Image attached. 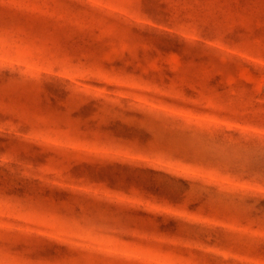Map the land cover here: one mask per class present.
Masks as SVG:
<instances>
[{
  "label": "rangeland",
  "instance_id": "1",
  "mask_svg": "<svg viewBox=\"0 0 264 264\" xmlns=\"http://www.w3.org/2000/svg\"><path fill=\"white\" fill-rule=\"evenodd\" d=\"M0 137V264H264V0H0Z\"/></svg>",
  "mask_w": 264,
  "mask_h": 264
},
{
  "label": "trees",
  "instance_id": "2",
  "mask_svg": "<svg viewBox=\"0 0 264 264\" xmlns=\"http://www.w3.org/2000/svg\"><path fill=\"white\" fill-rule=\"evenodd\" d=\"M157 7V6H156ZM152 19L157 22L158 24L162 23V20H159L158 17L159 14L156 13H152V12H148ZM165 15H163V19H164ZM175 38L179 41L180 38L178 35L175 36ZM173 51H178V50H173ZM221 121L223 122H230L233 121L232 117H226L225 115H219L218 117ZM259 116L256 115L253 119L251 117L249 125H254V123L256 122L255 119H258ZM257 123V122H256ZM2 143H3V139H1L0 137V185L2 184H6L7 186H9V188L14 189V191H18L19 194H28L29 195V188H25L22 182H19L18 179L23 180V176H25V170L23 168L22 165L18 164V161H12V162H7V163H3L1 160V155H2ZM116 168H118L121 171H130V172H134L138 175L141 176H151L153 174H157V172H153L151 170H147V169H142L139 167H133L131 165L125 164V165H121V164H116L114 165ZM111 170V167L107 166H103L99 168V176H102V178H96L95 181H99V182H109L111 185L113 184V180L109 178V174L107 173V171ZM168 179L176 182V184H178V188L181 189V192L176 194V195H172V196H168L171 200L177 202V201H181L182 198L184 197L185 192L187 191V184L184 180L181 179H175L169 176H166ZM148 180H137V182H135L134 186L136 187H140L143 186V184H147ZM125 183V182H124ZM143 183V184H142ZM114 185V184H113ZM122 187V186H121ZM144 187V186H143Z\"/></svg>",
  "mask_w": 264,
  "mask_h": 264
}]
</instances>
